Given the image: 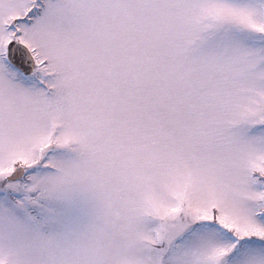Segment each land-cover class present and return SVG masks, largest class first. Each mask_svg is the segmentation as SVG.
Segmentation results:
<instances>
[{
	"label": "snow or ice",
	"instance_id": "1",
	"mask_svg": "<svg viewBox=\"0 0 264 264\" xmlns=\"http://www.w3.org/2000/svg\"><path fill=\"white\" fill-rule=\"evenodd\" d=\"M0 264H264V0H0Z\"/></svg>",
	"mask_w": 264,
	"mask_h": 264
}]
</instances>
